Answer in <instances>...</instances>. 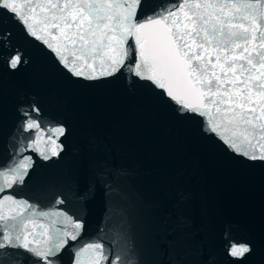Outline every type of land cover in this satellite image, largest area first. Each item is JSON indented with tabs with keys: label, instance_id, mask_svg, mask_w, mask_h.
Segmentation results:
<instances>
[{
	"label": "snow or ice",
	"instance_id": "1",
	"mask_svg": "<svg viewBox=\"0 0 264 264\" xmlns=\"http://www.w3.org/2000/svg\"><path fill=\"white\" fill-rule=\"evenodd\" d=\"M142 4L143 0H0V11L42 41L74 76L96 79L97 64L101 77L126 68L161 90L182 115L206 118L207 130L235 153L264 161V0H178L140 20ZM0 37L7 46V34ZM69 50L71 63L65 55ZM23 62L19 51L8 57L13 69ZM32 129L39 140L40 124L29 118L24 130ZM64 131L47 130L53 156L62 151L53 137ZM27 148L49 159L37 141ZM31 166V157L24 156L0 168V193L23 184ZM96 175L89 165L76 178L77 195L85 202L95 196ZM81 229L82 224L64 211H41L5 195L0 199V264H20V250L31 255L33 264H56L54 258ZM226 251L240 260L251 248L228 241ZM84 252L91 253L90 264H125L120 255L109 260L101 243L77 251V264Z\"/></svg>",
	"mask_w": 264,
	"mask_h": 264
}]
</instances>
